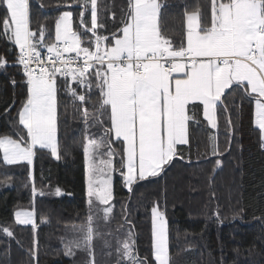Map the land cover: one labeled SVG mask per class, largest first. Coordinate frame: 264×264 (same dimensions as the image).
Returning a JSON list of instances; mask_svg holds the SVG:
<instances>
[{"label": "snow or ice", "instance_id": "1", "mask_svg": "<svg viewBox=\"0 0 264 264\" xmlns=\"http://www.w3.org/2000/svg\"><path fill=\"white\" fill-rule=\"evenodd\" d=\"M36 2L44 7L40 0ZM170 6L183 10L178 45L162 27L164 10ZM31 8L32 0H0V39L18 50L14 64L0 56V70L19 66L26 87L16 128L0 135L2 163L32 165L38 150H48L59 159L58 92L63 79L74 118L79 113L84 123L87 186L86 218L79 227L73 225L70 237L62 238L64 256L75 258L82 253L88 257L85 264H96L95 242L102 239L109 257L114 248L115 264H175L168 221L159 201L151 207V259L140 255L132 228L124 230V224H132L127 205L115 234L101 231V222L107 226L114 220L113 173L119 174L129 193L141 182L161 177L177 159H184L179 146L190 145V128L200 125L189 105L202 106L204 120L217 129L220 109L230 112L229 103L232 108L238 106L235 96L229 102L231 93L240 94L241 105L245 100L252 104V124L264 148V0H210V17L199 0L191 5L186 0L176 5L168 0H126L120 26L110 33L101 17L102 0H74L56 18L52 43H45L46 25L35 30L30 26ZM76 8L81 10L78 26H74ZM53 10H60V5ZM110 18L115 25L114 12ZM41 48H46L45 55ZM11 83L15 87L17 81L13 78ZM14 106L15 101L4 114ZM226 124L228 142L223 151L209 136L212 156L222 157L231 149L235 126L230 117ZM221 163L217 158L216 167ZM29 179L36 196L31 171ZM55 194H61L59 188ZM14 215L16 225H31L33 247L28 254L39 264L34 211L18 210ZM213 215L223 222L219 205ZM0 232L15 239L11 226L0 225Z\"/></svg>", "mask_w": 264, "mask_h": 264}, {"label": "trees", "instance_id": "2", "mask_svg": "<svg viewBox=\"0 0 264 264\" xmlns=\"http://www.w3.org/2000/svg\"><path fill=\"white\" fill-rule=\"evenodd\" d=\"M40 2L43 8L32 0L30 26L35 30L40 24L46 25L45 43H52L55 41L56 18L61 11L68 10L67 4L74 0ZM168 3L176 5L180 0H168ZM186 3L191 5L193 0H186ZM199 3L205 5V12L210 17V0H199ZM58 5L60 10H53ZM104 5L108 6V11H104ZM123 7H126V0H102L101 17L106 20L109 33L120 26ZM80 11L79 8L74 10L77 18L74 26L79 25ZM111 12L116 16L115 25L110 18ZM88 23L90 26V12ZM162 27L178 45L183 32V10L175 6L166 8ZM39 50L46 53V48ZM17 54L14 45L0 39V56L7 57L9 64L15 63ZM13 78L17 81L15 87L11 83ZM24 79L19 66L0 70V135L12 132L17 126V110L26 97ZM63 85L60 81L59 159L55 160L49 151L38 150L32 165L6 166L0 153V181H5L0 184V225L11 226L15 233V239H11L0 232V264H35L28 254L33 247L34 233L31 225L15 224L14 213L18 210L35 213L39 264H85L88 259L82 253L75 258L65 257L62 243V238L73 233V225L79 227L85 221L87 213L82 151L84 123L79 113L74 118L71 97L64 92ZM227 91L231 93V90ZM233 96L238 106L232 108L229 103L230 112L220 109L218 128L213 137L223 151L228 142L226 122L230 117L235 126L230 151L222 157L211 155L208 145L212 134L203 118L202 107L194 109L192 105L189 108L196 111L200 125L190 128L191 143L181 147L183 160L177 159L161 177L134 186V193L124 187L118 173H113L114 220L107 226L101 222L102 232L111 230L115 234L127 205V217L132 224H124V230L132 228L140 255L151 259V207L159 201L168 221L175 264H264V151L260 146L259 131L252 124V104L245 100L241 105L239 93L228 95L229 102ZM13 101L15 106L5 115V109ZM217 158L222 161L218 168ZM30 171L38 193L36 196L32 194ZM57 188L61 192L59 196L55 194ZM41 191L42 196L39 195ZM218 205L222 223L213 215ZM44 218L49 223L42 224L40 221ZM107 251L103 240L97 239L96 264H115L114 248L111 257Z\"/></svg>", "mask_w": 264, "mask_h": 264}, {"label": "rangeland", "instance_id": "3", "mask_svg": "<svg viewBox=\"0 0 264 264\" xmlns=\"http://www.w3.org/2000/svg\"><path fill=\"white\" fill-rule=\"evenodd\" d=\"M206 121V120H205ZM206 123H207V121H206ZM207 126H208V128L211 130V131H216V129H212L208 124H207ZM22 127V126H21ZM258 130V129H257ZM259 131V130H258ZM46 151H48V150H46ZM1 157H2V153H1ZM55 160L57 159V158H55V157H53ZM22 164H26L27 165V162H22L21 164H18V165H22ZM6 166H15V165H6ZM113 184H114V175H113ZM113 184H112V190H113ZM113 198H114V196H113ZM14 217H15V215H14ZM151 225H152V215H151ZM20 226H24V225H20ZM27 226H30V225H27Z\"/></svg>", "mask_w": 264, "mask_h": 264}, {"label": "crops", "instance_id": "4", "mask_svg": "<svg viewBox=\"0 0 264 264\" xmlns=\"http://www.w3.org/2000/svg\"><path fill=\"white\" fill-rule=\"evenodd\" d=\"M174 75H176V74H174ZM227 91V90H226ZM192 105L190 104L189 105V107H191ZM202 107V106H201ZM206 122V121H205ZM206 125H207V123H206ZM208 127V126H207ZM209 129V128H208ZM256 129V128H255ZM257 130V129H256ZM209 131H210V133L212 134V137H214L215 136V133H216V131H217V129H216V131H211L210 129H209ZM185 146H187V145H184V146H179V147H185ZM86 179V178H85ZM87 187V186H86Z\"/></svg>", "mask_w": 264, "mask_h": 264}, {"label": "built area", "instance_id": "5", "mask_svg": "<svg viewBox=\"0 0 264 264\" xmlns=\"http://www.w3.org/2000/svg\"><path fill=\"white\" fill-rule=\"evenodd\" d=\"M46 54V53H45ZM45 54H42V55H45ZM60 81H63V79H61ZM263 151H264V148H263Z\"/></svg>", "mask_w": 264, "mask_h": 264}]
</instances>
